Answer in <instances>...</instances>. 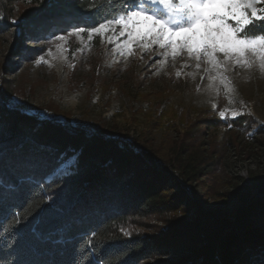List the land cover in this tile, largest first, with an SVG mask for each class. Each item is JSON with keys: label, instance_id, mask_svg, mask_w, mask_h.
<instances>
[{"label": "trees", "instance_id": "trees-1", "mask_svg": "<svg viewBox=\"0 0 264 264\" xmlns=\"http://www.w3.org/2000/svg\"><path fill=\"white\" fill-rule=\"evenodd\" d=\"M20 1L0 0V29L7 25L14 39L10 51L20 37L45 39L85 27L109 7L107 0H80L83 8L100 9L85 12L77 0H65L46 8L44 0L12 19L8 13ZM3 99L0 93V264H264V196L233 217L202 210L197 197L225 200L229 194L218 191L212 162L191 153L187 138L168 153L140 148L136 140L21 111ZM231 120L228 125L204 112L194 121L211 133L189 137L215 146L213 135L223 130L222 146H240L245 118ZM256 142L264 146V138ZM70 157L68 170L55 172ZM185 182H198L202 192ZM148 218L165 225L129 231L149 226Z\"/></svg>", "mask_w": 264, "mask_h": 264}, {"label": "rangeland", "instance_id": "rangeland-1", "mask_svg": "<svg viewBox=\"0 0 264 264\" xmlns=\"http://www.w3.org/2000/svg\"><path fill=\"white\" fill-rule=\"evenodd\" d=\"M42 1L22 0L8 14L17 19ZM3 19L0 12V24ZM10 30L7 25L0 29V93L10 107L65 120L124 142L136 140L140 148H161L167 153L180 138H187L191 153L204 154L212 162L220 180L218 191L229 194L225 200L197 197L204 211L233 217L248 201L264 196V146L256 142L264 138V73L258 67L233 66L224 72L233 89L226 95L219 75L223 70H212L203 60L197 68V61L186 54L174 61L169 58L161 68L162 50L156 45L142 49L133 44L129 50L123 46L124 37L117 35L110 42L105 33L89 41L87 32L77 37L72 28L45 39L20 37L16 49L10 51L14 41ZM212 76L217 79L211 81ZM209 111L217 117L220 111L241 113L245 127L238 133L240 146H222L227 139V135L222 137L223 130L213 135L215 146H199L201 138L194 143L189 136L209 132L194 120ZM72 160L68 158L55 172L67 171ZM185 185L199 193L203 190L198 182ZM147 220L149 226H132L129 231L150 233L165 225Z\"/></svg>", "mask_w": 264, "mask_h": 264}, {"label": "snow or ice", "instance_id": "snow-or-ice-1", "mask_svg": "<svg viewBox=\"0 0 264 264\" xmlns=\"http://www.w3.org/2000/svg\"><path fill=\"white\" fill-rule=\"evenodd\" d=\"M64 2L46 0L45 7L57 8ZM107 3L109 7L100 12L99 8H83L77 0L83 11L100 12L98 17L92 18L91 24L72 26L77 37L87 32L91 41L93 35L108 33L111 42L118 35L125 38L123 46L129 50L133 44H139L142 49L156 45L162 50L159 52L163 57L161 68L169 58L174 61L184 54L197 61V68L203 60L210 69L223 70L219 75L226 95L233 89L226 83L227 77L223 73L231 71L233 66L258 67L264 73V0H107ZM15 23L19 31L21 21ZM209 79L215 81L217 77ZM240 115L237 111L231 115L219 112V118L224 122ZM4 183L0 174V187ZM7 183L11 185L16 181ZM46 207L42 206L37 213Z\"/></svg>", "mask_w": 264, "mask_h": 264}, {"label": "water", "instance_id": "water-1", "mask_svg": "<svg viewBox=\"0 0 264 264\" xmlns=\"http://www.w3.org/2000/svg\"><path fill=\"white\" fill-rule=\"evenodd\" d=\"M255 199H256V198H255ZM253 200H254V199H253ZM251 201H252V200L248 201V203L251 202ZM248 203H247V204H248Z\"/></svg>", "mask_w": 264, "mask_h": 264}]
</instances>
